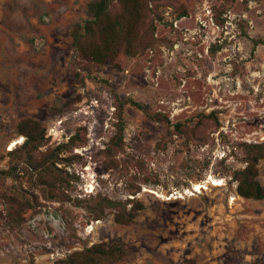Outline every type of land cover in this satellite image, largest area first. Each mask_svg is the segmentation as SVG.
<instances>
[{
	"label": "rangeland",
	"instance_id": "rangeland-1",
	"mask_svg": "<svg viewBox=\"0 0 264 264\" xmlns=\"http://www.w3.org/2000/svg\"><path fill=\"white\" fill-rule=\"evenodd\" d=\"M91 1L0 0V171L18 167L0 179V264H66L103 241L127 252L106 264H264V199L239 195L234 178L244 145L264 142V0H156L157 49L120 53L78 80L71 31ZM130 99L141 106L125 103L124 149L109 156L117 101ZM157 113L199 134H169ZM26 118L45 128L40 150L66 145L46 184L35 162L10 153ZM258 168L264 185V159ZM66 176L72 199L144 208L128 224L113 212L95 220L49 198ZM10 197L31 202L19 224Z\"/></svg>",
	"mask_w": 264,
	"mask_h": 264
},
{
	"label": "trees",
	"instance_id": "trees-1",
	"mask_svg": "<svg viewBox=\"0 0 264 264\" xmlns=\"http://www.w3.org/2000/svg\"><path fill=\"white\" fill-rule=\"evenodd\" d=\"M155 1L93 0L89 2L88 12L91 16L83 23L76 24L71 31L72 44L81 58L74 71L75 78L79 80L83 70L91 72L101 69L107 61L114 60L120 53L133 57L143 54L149 48L156 50L159 40L155 36L156 26L152 17V7ZM256 42L264 43V38L257 39ZM128 102L141 106L139 102L132 99L124 102L117 101L119 133L105 151L110 153L109 156L122 152L124 149V105ZM153 116L159 120H166L169 134L176 133L188 137L199 134L200 126L191 127L182 122L172 124L169 117L162 113ZM210 118L215 119V116L211 115ZM18 132L26 136V139L21 146L11 150L10 153L22 157V162L28 160V165L35 162L37 172L39 170L41 174L39 180L46 184L50 173H55L59 169L57 167L59 155L66 145L48 146L45 150H40L41 147L47 145L45 128L33 118L23 119L18 125ZM71 140H74V136ZM244 152L245 167L234 171V178L238 181L237 191L245 198L264 199V185L258 178V164L264 159V142L246 143ZM17 172L18 167L11 166L9 170L0 171V179L14 178ZM67 176L62 177L60 189H57L56 182H53L49 198L55 201H72L75 205L86 209L95 220L103 219L113 212L116 222L128 224L133 222L139 211L144 208V204L140 201L129 199L124 202L102 194L89 199H72L71 195L66 192ZM50 183L49 180V185ZM131 201L134 204L128 209L127 205ZM30 204V201L25 205L17 197H10L7 203L10 222L19 224L23 221L24 213L31 207ZM126 256L127 252L120 243L103 241L69 253L62 262L66 264H106L122 261Z\"/></svg>",
	"mask_w": 264,
	"mask_h": 264
}]
</instances>
